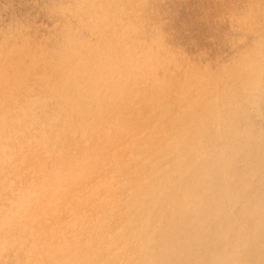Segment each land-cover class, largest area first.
Returning <instances> with one entry per match:
<instances>
[{
  "label": "bare ground",
  "instance_id": "1",
  "mask_svg": "<svg viewBox=\"0 0 264 264\" xmlns=\"http://www.w3.org/2000/svg\"><path fill=\"white\" fill-rule=\"evenodd\" d=\"M162 3L0 20V264H264V0L220 58Z\"/></svg>",
  "mask_w": 264,
  "mask_h": 264
},
{
  "label": "rangeland",
  "instance_id": "2",
  "mask_svg": "<svg viewBox=\"0 0 264 264\" xmlns=\"http://www.w3.org/2000/svg\"><path fill=\"white\" fill-rule=\"evenodd\" d=\"M45 1L0 0V20L7 23L15 18L40 29L51 27ZM162 1L161 30L171 33L172 42L186 49L187 54L202 51L219 58L228 55L225 43L226 33H231L230 23L223 16L235 0Z\"/></svg>",
  "mask_w": 264,
  "mask_h": 264
}]
</instances>
